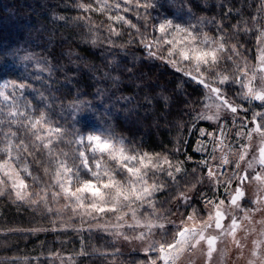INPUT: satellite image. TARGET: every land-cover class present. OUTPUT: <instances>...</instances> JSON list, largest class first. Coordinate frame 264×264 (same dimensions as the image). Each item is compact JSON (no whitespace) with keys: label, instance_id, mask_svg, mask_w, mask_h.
I'll list each match as a JSON object with an SVG mask.
<instances>
[{"label":"trees","instance_id":"1","mask_svg":"<svg viewBox=\"0 0 264 264\" xmlns=\"http://www.w3.org/2000/svg\"><path fill=\"white\" fill-rule=\"evenodd\" d=\"M86 6L85 0H0V79L28 85L24 102L38 108L52 103L44 110L67 129H105L132 149L175 159L189 149L193 128L203 123L197 115L205 100L203 87L170 66L154 39L132 30L114 35L115 27ZM161 6L160 13L173 21L179 20L177 11L191 13L211 33L222 34L246 55L253 52L261 21L258 0H166ZM18 49L32 54L45 70L10 59ZM17 97L23 98L19 89ZM80 111L84 114L73 119ZM196 194L192 203L199 205ZM37 208L0 196V229H31L44 219ZM56 237L62 239L59 233L0 235V264H51L47 251L64 247Z\"/></svg>","mask_w":264,"mask_h":264},{"label":"snow or ice","instance_id":"2","mask_svg":"<svg viewBox=\"0 0 264 264\" xmlns=\"http://www.w3.org/2000/svg\"><path fill=\"white\" fill-rule=\"evenodd\" d=\"M83 7V5H82ZM137 8L148 9L154 7L152 0L141 2L136 0ZM108 5L105 3L103 7L95 10L105 12ZM119 8V5H117ZM86 11H91L92 6L89 4L85 7ZM129 9L125 8L124 11ZM110 20L115 19L124 21L122 16H109ZM255 19V18H253ZM126 22V21H125ZM135 27L134 25H130ZM153 29L158 31L161 35L156 38L157 43L170 45L168 49L169 56H174L177 44H181L179 51L180 61L175 59L170 62L176 66L177 71H181L180 62H187L191 66V71H185V75L189 76L191 80L197 84L202 85L208 89L207 99L211 102L207 107L214 106L216 112L213 115L206 117L208 120H219L220 111H228L237 119H240V113L244 112L245 117L241 121V127L246 129V133H237L238 136H247L249 141L255 137L260 139V147L258 149V158L254 157L255 166L253 162L247 163V168L239 176L236 173L229 177L226 181L227 186H232V180L238 179L239 184L235 187V194L230 200V205L233 209L244 212L243 219L250 220L251 213L260 210V206L264 205V198L251 201L255 207L245 209L243 202L245 200V192L243 185L245 182L251 180L260 181L264 184V111H257L251 118V126L245 122L247 120L246 113L248 108L240 103L229 98V93L226 89H230L232 85H238L240 95L246 103L252 101H259V108H264V51L258 58L255 67H248L247 62L241 67L237 59L241 56L239 46L233 45L231 48H226V41L223 37L213 38L206 33H202L194 25L184 27L181 25H174L170 20L154 24ZM112 34L120 35L116 29H112ZM264 35V33H262ZM179 37V39H178ZM143 42V37H142ZM260 42L258 38V43ZM145 47L149 48V56L153 57L156 54L151 51V44L146 43ZM186 49V50H185ZM232 61L235 68L225 74L222 70V65ZM225 86V87H222ZM28 87L24 83H6L0 88V125L5 128L0 129V172H3L7 180L0 179V184H7L12 182V187L16 188L17 181L21 189H27L25 180L21 178L20 173L31 175L28 168L27 157L31 156L38 164L45 163V171L48 172L50 168L55 169V179L51 187L53 189L59 188V191H53L54 198L61 195L68 201L67 206H72L73 202L79 205V211L73 207V213L78 214L83 219L88 217V223L96 220V214H103L107 212L115 213L123 209H131V217L135 220L134 224H128L127 227L133 231L137 227L145 229L141 231L136 239L148 240V246L145 249V254L148 255V264H176L178 256L185 251H192L196 249L201 243L207 245V256L209 260L214 251H216V243L219 239L226 235L233 237L235 246L241 250L243 254L244 245L239 240L235 239L237 228L241 227L238 218L233 215L231 217V224L226 230L222 224V219L225 213L222 212L221 206L225 201L220 200L219 204L214 205L215 214L210 212L208 219L199 222V226L195 223L192 227L184 226L187 221H195V213L188 216L186 220L181 221V225L175 226V235L169 240L167 239L168 228L164 223H155L163 216L156 212L155 194L162 191L166 184H160L158 179H154L158 174L167 173V176L172 180L177 177L174 175L173 165L171 161L164 157L163 159L152 158L147 153L136 154L131 153L124 147L123 140H117L111 135H106L104 132H88V125L80 132L74 129H66L59 120H53L49 112L45 108H51L52 103H45L44 108H38L31 101H27L24 97L23 90ZM11 88V92H6L3 89ZM20 90V97H17V90ZM43 101H48L43 93H40ZM76 110H80L79 105L73 106ZM90 107V106H89ZM73 119L75 115L73 114ZM221 129L220 140L221 144L225 138L224 125H218ZM6 129V130H5ZM201 135H212L211 133L201 132ZM71 136L73 139H68ZM75 145L71 151H66L61 148V144ZM251 144L242 145V153L239 161H245L247 156V149ZM199 150V149H198ZM42 159H37V156ZM107 158L113 161L114 166L104 170L103 175L100 173V160ZM148 162L145 163V158ZM137 162L139 167L136 166ZM230 161L225 157L222 159V166L229 164ZM168 167L165 168L164 165ZM202 166L207 167V161H201ZM23 165V167H21ZM250 170V171H249ZM195 171V170H193ZM240 171V163H236V172ZM174 172L179 174L182 172L180 166H175ZM90 176L91 179L86 178ZM120 179H117V177ZM208 178L210 180L220 181V175L216 174L214 170L209 169ZM67 182V187L65 186ZM151 181V183H149ZM104 189L115 188L116 196L112 200L116 202L119 207L113 206L105 208L99 206L96 202H91L85 205L86 196L81 194L90 193L93 198L101 196L99 187ZM74 189V190H73ZM27 192L22 194L16 192L18 200H25ZM33 196L40 195L33 193ZM31 199V198H30ZM184 202L187 203V197H184ZM47 202V192L40 200L31 199L32 204L39 205ZM107 204L109 201L104 200ZM207 205H212L213 201L206 202ZM143 209V211H141ZM152 209L151 212L148 210ZM48 211H52L51 208ZM147 214L149 222H143L139 217ZM128 215V213H125ZM117 221L123 220V217L117 216ZM172 223V222H169ZM214 228L217 234L209 233V229ZM124 224H119V227H124ZM98 228H105V225L97 224ZM159 230V231H156ZM116 235L122 233L116 232ZM160 235V240L149 239L155 235ZM264 236V232H261ZM124 239H129L124 236ZM155 254V255H150ZM247 264H264V239L254 240L253 247L250 250Z\"/></svg>","mask_w":264,"mask_h":264},{"label":"rangeland","instance_id":"3","mask_svg":"<svg viewBox=\"0 0 264 264\" xmlns=\"http://www.w3.org/2000/svg\"><path fill=\"white\" fill-rule=\"evenodd\" d=\"M85 1L87 2V6L89 4L92 6L93 10L90 12H92V14H97L98 12V14L102 17V20H104L103 22L107 25L114 26L119 32L122 30H132L140 35L144 34L145 40H148L149 38L154 39L155 43H157L156 38H159L161 34L153 29V25L166 20L172 21L174 25H181L184 27L194 25L200 29L202 33H206L208 36L213 38L223 37L222 34L220 35L218 32L211 33V31L207 29V23L191 16V13H186L184 16V13L181 10L177 11V19L179 20L175 19L176 21H173L171 17L166 16L167 13L165 11L160 13V10H162L161 4L165 5L166 0H152L154 7L148 9L137 8L136 0ZM141 2H147V0H141ZM258 2L260 4V14L258 17L261 21L256 29L255 47L253 52H248V55H246V51L244 52V49L241 50L239 47L241 56L237 59V62L241 67L244 66L245 62H247L248 67H255L257 65L258 58L261 56L262 51H264V35H262V33H264V0H258ZM105 3L108 5L105 12L95 10L103 7ZM117 5H119V8H117ZM125 8L129 10L124 11ZM110 15L122 16L124 17V21H118L115 19L110 20L108 18ZM130 25H134L135 27H131ZM137 27L139 29H137ZM224 38L225 37H223V39ZM258 38L260 40L259 43ZM225 41L227 42L228 40L225 38ZM155 43L153 44L157 49ZM157 45L159 49H157V51L161 52L164 57L167 58L166 61L170 66L177 69L170 61L173 59L180 61L178 50L181 48V44L176 45L174 56H169L168 49L171 47L170 45H165L162 42L157 43ZM233 45L237 44H232L228 41L226 43V48H231ZM19 50L20 49H18V52H16L17 50L10 52L8 57L10 59L23 62L35 71L41 72L42 70H45L44 67H42L43 64L41 62H37L32 54H29L28 52L19 54ZM179 66L182 69L181 72L183 71L184 73L185 71L192 70L191 66L188 65L187 62L181 61ZM15 67H17L16 64ZM234 68L235 64L232 61H227L222 65V70L225 74L231 72ZM6 83L11 82H6L0 79V88H2V86ZM203 89L205 91V100L202 108L199 109L197 114L200 122L203 123L193 128V137H191L192 143H190L189 149H187V151L179 152L175 159L162 154L147 153L152 158L158 157L159 159H163L164 157H167L173 165L171 170L177 177L175 180H172L167 176V173L162 175L158 174L157 177H154V179L159 180L160 184L167 185V187H164L162 191L155 194L156 212L158 214L167 213V215L163 216V218L159 221L154 222L166 224V227L168 228L167 239L171 240L175 235V226L181 225L182 220H186L188 216L195 213L196 220L187 221L184 226L192 227L194 223L196 226H199L200 221L208 219L210 212L214 216V205L219 204L220 200H224L225 203L221 206L222 212L225 213V217L222 219V224L227 230L231 224V217L235 215L238 218L241 227L237 228L235 239L239 240L241 244L245 246L243 254H241V250L235 246L233 237L226 235L217 241L215 246L216 251L213 252L210 260L207 256V245L202 242L196 249L192 251H185L180 254L176 260V264H247L250 250L253 247V241L264 239V236H261V232H264V205L260 206V210L251 213L250 220L243 219L244 212L233 209L229 203L232 196L235 194V187L239 184V180L233 179L231 187L227 186L226 181H228L229 177H232L234 173H236L237 176L242 174L244 169L247 168L248 162H253L255 166L254 157L258 158L259 156L258 149L260 147V139L257 136L252 141H249L246 135H237V133L241 132L246 133V129L241 127V121L245 117L244 112L240 113V119L235 118L233 114L224 110L220 111V119L218 121L206 119L207 116L213 115L216 112V109L214 106H206L210 105L211 102L207 99L208 89L204 87ZM3 90L6 92L12 91L11 88ZM226 90L229 93L230 99L235 100L249 109L246 113L247 120L245 122L251 126V118L253 114L257 111H264V108L258 107L260 102L252 101L250 103H246L240 95L238 85H232L230 89ZM83 114L84 113H82V111L74 113L75 116ZM218 125H224L225 138L222 144L220 140L221 129ZM3 128H5V126L0 125V129ZM72 129L80 132L75 127H72ZM202 131L205 133H211L212 135L202 136ZM102 132L106 135H111L105 129H102ZM111 136L117 140H121L117 136ZM68 139L73 138L69 136ZM248 144H251V147L247 149L246 160L239 161V157L242 153V145ZM74 146L75 145H69L67 143L60 145V147L64 148L66 151H71V148ZM124 147L131 153H146L132 149L125 142ZM225 157L230 161V163L222 166V159ZM37 159L42 158L38 155ZM27 161L32 163V168L28 166L31 175H27L23 172L20 173L21 178L25 180V183L28 186L27 189H21L18 181L16 188H13L12 182L9 181L7 184H0V196H8L15 201H21L17 199L16 192H21L22 194L27 192L25 200L23 201L32 204L31 199L40 200L44 195V192H47V202L37 205V210L43 213L44 219H40V221L36 222L35 226L31 229H0V235H6L8 233L22 234L27 232H42L52 235L59 233L62 236V239L60 238L61 240H59L56 237L55 240H59L60 244L64 245V247H62L63 249L61 250L55 249L47 251L48 255L46 256L49 260H51V264H148V255L145 254V249L147 248L149 241L135 238L141 231H145V229L137 227L135 231H133L131 228L127 227L128 224L135 223V220L131 217L130 208L119 210L114 214L111 212L103 214L94 213V215L97 216V219L92 220L91 224H89L87 222L89 219L88 217H84L82 219L80 215L73 213V207H76L79 211H83V209L79 208L78 204L73 202L72 206H67L68 201L63 197V195L58 198L53 197V191H59V188L53 189L51 187L53 180L56 178L55 169L50 168L49 171L46 172L45 167L47 165L45 163L42 162L41 164H38L36 161L34 163L32 162V158ZM201 161H207V167L202 166ZM147 162L148 158L146 157L145 163ZM237 162L240 163L239 172H236ZM100 165L101 175H103L105 169L114 166L113 161L107 159L106 157L100 160ZM136 166H140L138 162ZM175 166H180L182 168V172L176 174L174 172ZM21 167H23V165H21ZM34 167L36 169H34ZM164 167L167 168L168 165L165 164ZM209 169L214 170L216 174L220 175L219 182L208 178ZM86 178L91 179L90 176H87ZM0 179L7 180V177L4 176L3 172H0ZM117 179H120V177L118 176ZM149 183H151V181ZM65 186H68L66 181ZM97 186L99 187L101 196L93 198L90 193L81 194L87 197L84 201L85 205L91 202H96L99 206L105 208H111L113 206L119 207L116 202L112 200V197L116 196L117 190L115 188L104 189L99 184ZM243 190L245 192V200L247 201H242L245 209L255 207L251 204V201L264 198V184L260 181L251 180L249 182H245ZM197 192L199 193L198 195L196 194L199 205L192 203L193 197ZM33 193H39L40 195L33 196ZM184 197L189 198L187 203L184 202ZM104 200L109 201V203H103ZM209 200L213 201L212 205L206 204ZM170 204L172 206H169ZM49 208L52 209L51 212L48 211ZM141 211H143V209H141ZM148 211L151 212L152 209H149ZM125 213H128V215H125ZM117 216L123 217V220L118 222L116 219ZM139 218L143 222H149L147 214ZM98 223L100 225H105L106 227L103 229L98 228ZM119 224H124L125 226L119 227ZM208 231L211 234H217L214 228V223L213 228ZM116 232H120L122 234L116 235ZM124 236H128L129 239H124ZM74 238L76 240H74ZM149 239L160 240L161 236L157 234ZM51 242L52 241L49 240L50 245L52 244ZM76 242L78 245H75ZM113 245H115V247H113ZM40 258L44 257L41 256Z\"/></svg>","mask_w":264,"mask_h":264}]
</instances>
